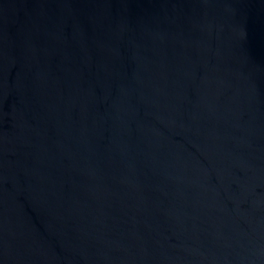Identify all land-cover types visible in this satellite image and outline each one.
Masks as SVG:
<instances>
[{
	"label": "water",
	"instance_id": "95a60500",
	"mask_svg": "<svg viewBox=\"0 0 264 264\" xmlns=\"http://www.w3.org/2000/svg\"><path fill=\"white\" fill-rule=\"evenodd\" d=\"M0 264H264V0H0Z\"/></svg>",
	"mask_w": 264,
	"mask_h": 264
}]
</instances>
